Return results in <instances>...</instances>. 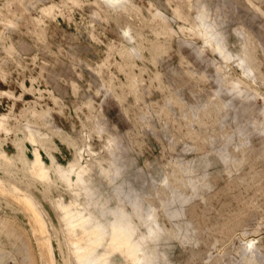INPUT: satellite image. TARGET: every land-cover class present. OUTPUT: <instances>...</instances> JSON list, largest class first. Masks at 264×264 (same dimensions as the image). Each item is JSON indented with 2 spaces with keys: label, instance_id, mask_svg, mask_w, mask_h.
<instances>
[{
  "label": "rangeland",
  "instance_id": "374dc122",
  "mask_svg": "<svg viewBox=\"0 0 264 264\" xmlns=\"http://www.w3.org/2000/svg\"><path fill=\"white\" fill-rule=\"evenodd\" d=\"M0 264H264V0H0Z\"/></svg>",
  "mask_w": 264,
  "mask_h": 264
},
{
  "label": "crops",
  "instance_id": "0c3cea01",
  "mask_svg": "<svg viewBox=\"0 0 264 264\" xmlns=\"http://www.w3.org/2000/svg\"><path fill=\"white\" fill-rule=\"evenodd\" d=\"M27 1H29V0H21V5L23 6V9H24V6L26 5V3H27ZM39 8L41 9V11H43L42 9L43 8H41L40 6H39ZM46 14V13H45ZM46 15H48V16H50V17H55V14L54 15H49V14H46ZM36 28H38V27H36ZM36 28H34L33 29V31H32V33H33V37H34V39L35 40H39V30L37 31V29ZM40 28V27H39ZM54 28H52V30H53ZM42 33H41V36H43V40L44 41H46V42H48L49 41V38L48 37H50V33L48 34L46 31H45V28L43 27V29H42V31H41ZM48 36V37H47ZM41 39V38H40Z\"/></svg>",
  "mask_w": 264,
  "mask_h": 264
},
{
  "label": "bare ground",
  "instance_id": "6f19581e",
  "mask_svg": "<svg viewBox=\"0 0 264 264\" xmlns=\"http://www.w3.org/2000/svg\"><path fill=\"white\" fill-rule=\"evenodd\" d=\"M34 162H36V163H38V160L37 159H35V161ZM36 168V167H35ZM36 171L37 172H40L41 174H42V176H44L45 175V172L43 171V170H41V169H37L36 168ZM253 241V240H252ZM258 253H259V251H257ZM260 254V253H259ZM261 256H263L262 254H260Z\"/></svg>",
  "mask_w": 264,
  "mask_h": 264
}]
</instances>
